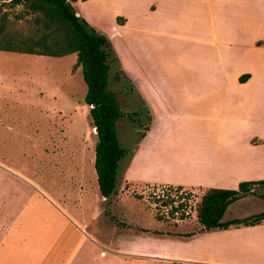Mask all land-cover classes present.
Returning <instances> with one entry per match:
<instances>
[{"label": "crops", "instance_id": "0c3cea01", "mask_svg": "<svg viewBox=\"0 0 264 264\" xmlns=\"http://www.w3.org/2000/svg\"><path fill=\"white\" fill-rule=\"evenodd\" d=\"M71 5L109 39L150 125L126 163L118 162L107 199L86 158L66 175L76 195L71 185L65 192L51 191L42 178L0 163V264H89L94 249L102 264H264V220L209 230L198 223L190 230L180 229L183 224L162 228L160 222L113 220L107 207L140 185L194 189L200 196L209 187L264 179V0H74ZM177 131L180 144L171 139ZM89 162L93 165V158ZM84 196L102 206L100 225L93 215L78 214Z\"/></svg>", "mask_w": 264, "mask_h": 264}, {"label": "rangeland", "instance_id": "374dc122", "mask_svg": "<svg viewBox=\"0 0 264 264\" xmlns=\"http://www.w3.org/2000/svg\"><path fill=\"white\" fill-rule=\"evenodd\" d=\"M9 1L0 0V11H6L11 17L12 11H16L18 6L11 8ZM116 42L117 39L113 38V43ZM108 51V88L115 94L119 108L124 113L115 124L119 145L126 150L119 160L122 166L132 153L134 144L140 141V134L149 128L150 117L130 80L119 70L111 43ZM74 61V53L52 57L0 51V163L22 171L27 176L30 174L42 178L43 184L50 187L51 191L53 187L60 191V187L63 190L71 185L69 190L76 195V185L66 175L72 170L73 164L83 158H86L87 168H91L94 174L89 160L94 155L96 135L88 106L83 101L85 84L80 68L74 66ZM171 127L175 128L176 125L171 124ZM180 137L177 131V135H172L171 139L175 144H180ZM59 146L60 149L57 148ZM177 168L175 165V172ZM59 169L60 176L56 173ZM167 187L177 188L172 185ZM252 193H264V186L253 187ZM158 194L155 187L140 185L137 189L125 192L119 199L115 197V202L107 207L113 213V220L131 222L135 219L140 225L151 226H157V222H160L162 228L164 225L176 224H183L180 229L195 228L197 222L194 212H190L184 220H179L182 221L179 223L174 216H165L163 205L157 201ZM82 198L78 214L82 217L93 215V223L100 225L102 206L86 196ZM65 200L69 203L71 197ZM123 208L126 210L125 218L120 215ZM260 211H264V199L246 194L229 205L223 219L230 216L245 217ZM97 254L98 250L91 251L89 264H102L103 259ZM124 264L148 262L126 260Z\"/></svg>", "mask_w": 264, "mask_h": 264}, {"label": "trees", "instance_id": "16d2710c", "mask_svg": "<svg viewBox=\"0 0 264 264\" xmlns=\"http://www.w3.org/2000/svg\"><path fill=\"white\" fill-rule=\"evenodd\" d=\"M73 1L10 0L9 6L18 9L12 11L11 17L0 11V50L52 57L75 54L74 66L80 68L85 84L83 101L88 106L92 128L96 129L93 168L97 188L107 199L114 189L118 162L126 154L119 145L115 127L124 113L108 88L109 39L75 13ZM263 186L264 179H259L240 181L236 188H206L195 206L201 230L252 225L264 220V212L223 219L229 204L246 194L254 195L253 187ZM255 195L264 197V193Z\"/></svg>", "mask_w": 264, "mask_h": 264}, {"label": "built area", "instance_id": "2783aa9c", "mask_svg": "<svg viewBox=\"0 0 264 264\" xmlns=\"http://www.w3.org/2000/svg\"><path fill=\"white\" fill-rule=\"evenodd\" d=\"M155 189L159 191L157 201L163 205L165 216L169 214L175 219H182L190 212L195 213V206L200 197L196 191L167 186L155 187Z\"/></svg>", "mask_w": 264, "mask_h": 264}, {"label": "water", "instance_id": "95a60500", "mask_svg": "<svg viewBox=\"0 0 264 264\" xmlns=\"http://www.w3.org/2000/svg\"><path fill=\"white\" fill-rule=\"evenodd\" d=\"M93 130H94V132L96 131V129H95V128H93Z\"/></svg>", "mask_w": 264, "mask_h": 264}]
</instances>
